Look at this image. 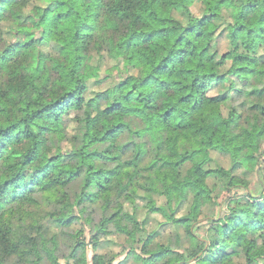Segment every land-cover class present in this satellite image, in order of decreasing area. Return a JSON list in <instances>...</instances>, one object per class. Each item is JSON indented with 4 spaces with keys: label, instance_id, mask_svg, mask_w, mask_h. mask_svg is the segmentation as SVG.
<instances>
[{
    "label": "trees",
    "instance_id": "obj_1",
    "mask_svg": "<svg viewBox=\"0 0 264 264\" xmlns=\"http://www.w3.org/2000/svg\"><path fill=\"white\" fill-rule=\"evenodd\" d=\"M61 248L264 264V0H0V264Z\"/></svg>",
    "mask_w": 264,
    "mask_h": 264
},
{
    "label": "rangeland",
    "instance_id": "obj_2",
    "mask_svg": "<svg viewBox=\"0 0 264 264\" xmlns=\"http://www.w3.org/2000/svg\"><path fill=\"white\" fill-rule=\"evenodd\" d=\"M196 12L197 15H199V9L196 8L194 10ZM197 67V65L195 66ZM201 90L198 89L196 94H201ZM238 151L243 153V152H249L251 153V150L248 149L247 147V143L246 141H240L238 144ZM263 178V177H262ZM209 185H211V187L214 186V183L213 181H210L209 182ZM199 186L200 187H204V184L202 183V181H199ZM257 187V180H256V176L254 175L252 177V189H256ZM214 192H213V195H212V198L206 200L204 202V209H201L200 212H199V216L201 214H204L206 216H210V215H213V214H217L218 210H219V204L220 202L227 196V193H225L220 186H214ZM28 210L33 212L35 217L36 218H42L44 216V212L40 209L37 208V206L35 205H28ZM207 222H204L203 224L206 225ZM78 227V226H77ZM196 233H198V231H196ZM116 246H112V249H115ZM104 253L105 252V248L100 250L99 253ZM57 255H58V259H59V263L58 264H68V262L70 260H74V261H71L73 262V264H84V261L82 260V251H76L75 253L73 252H70L68 249L66 248H61L59 250V252H57ZM87 255H88V259H91V257L94 255V252L89 249L88 252H87ZM23 260L25 261H31L32 258L30 256H28V253L27 251H25L24 255H23ZM130 264V263H129ZM152 264H176L175 263V259L174 258H171V259H159L155 262H153Z\"/></svg>",
    "mask_w": 264,
    "mask_h": 264
}]
</instances>
